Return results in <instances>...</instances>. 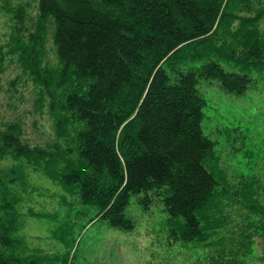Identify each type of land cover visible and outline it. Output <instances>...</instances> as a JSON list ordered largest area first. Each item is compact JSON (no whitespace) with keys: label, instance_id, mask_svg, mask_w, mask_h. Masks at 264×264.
Wrapping results in <instances>:
<instances>
[{"label":"trees","instance_id":"obj_1","mask_svg":"<svg viewBox=\"0 0 264 264\" xmlns=\"http://www.w3.org/2000/svg\"><path fill=\"white\" fill-rule=\"evenodd\" d=\"M3 1L15 20L7 53L48 96L65 147L57 146L64 162L57 172V159L24 143L20 126L11 124L0 130V160L44 163L47 176L94 210L89 224L104 221L131 231L134 224L125 216L130 197L142 195L144 210L159 197L176 240L212 248L217 234L209 264H234L224 244L239 227L225 218L224 197H217L218 183L206 166L216 142L202 132L206 101L197 86L217 80L225 93L242 95L264 77V0H38L30 33L23 8ZM49 21L55 70L43 65ZM3 53L0 47V63ZM5 176L0 264H67L69 254L45 262L18 253L16 198ZM248 211L263 225L264 210L249 205ZM228 219L229 229L221 232ZM245 226L236 236L251 226L255 233L264 229Z\"/></svg>","mask_w":264,"mask_h":264},{"label":"rangeland","instance_id":"obj_2","mask_svg":"<svg viewBox=\"0 0 264 264\" xmlns=\"http://www.w3.org/2000/svg\"><path fill=\"white\" fill-rule=\"evenodd\" d=\"M3 2L0 0V47L5 52L0 63V130L19 125L22 141L51 153L59 163V172L64 162L57 146L64 148L65 141L57 137L48 96L23 71L17 56L7 53L15 20L12 12L1 7ZM8 4L13 9L23 8L26 32H33L38 0H10ZM261 27L264 30V21ZM52 31L53 23L49 21L43 65L55 70L58 63ZM221 66L232 71L227 64ZM197 89L206 101L202 132L216 142L214 157L206 166L218 183L217 197H224L225 218L239 227L237 233L248 223L262 228L264 223L249 215L248 209L249 205H258L264 210V77L242 95L225 93L217 80L201 81ZM66 130L72 134L70 126ZM43 166L44 163L37 166L10 157L0 160V176L7 174L4 179L11 196L16 198L13 205L18 213V231L14 236L19 241L18 253L24 258L38 256L53 262L69 254L67 264H209L215 255L217 234L211 239L212 248L176 240L161 198L156 196L147 210L138 203L142 195L130 197L125 216L134 224L131 231L111 228L104 221L89 224L94 210L81 205L75 194L47 176ZM10 179L14 181L8 182ZM239 191L244 196L234 194ZM1 198L2 195L0 203ZM230 219L221 232L229 229ZM237 233L231 243L225 242V257H232L234 264H264V229L255 233L251 226L245 236H236ZM72 254L75 258L71 261Z\"/></svg>","mask_w":264,"mask_h":264}]
</instances>
